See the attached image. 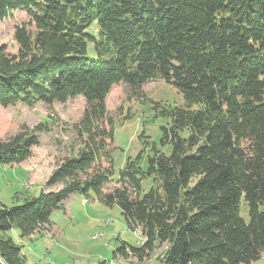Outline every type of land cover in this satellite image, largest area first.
<instances>
[{
  "label": "trees",
  "instance_id": "obj_1",
  "mask_svg": "<svg viewBox=\"0 0 264 264\" xmlns=\"http://www.w3.org/2000/svg\"><path fill=\"white\" fill-rule=\"evenodd\" d=\"M26 11L14 31L16 51L0 43V106L52 104L82 95L74 124L76 154L57 160L41 192L20 205L0 202V264H29L7 234L32 239L51 229V214L94 189L118 205L139 246L115 257L165 264H250L264 256V0H0V18ZM96 24V26H94ZM32 25L34 30L29 26ZM95 57L89 53V43ZM157 78L183 95L170 106L162 143L146 170L128 160L112 178L113 119L107 96ZM23 125L0 140V171L33 156L38 133ZM153 177L149 191L141 181ZM113 187H109L112 183ZM248 204L249 220L240 214Z\"/></svg>",
  "mask_w": 264,
  "mask_h": 264
},
{
  "label": "rangeland",
  "instance_id": "obj_2",
  "mask_svg": "<svg viewBox=\"0 0 264 264\" xmlns=\"http://www.w3.org/2000/svg\"><path fill=\"white\" fill-rule=\"evenodd\" d=\"M28 22L29 17L24 10H16L12 16L0 18V43L15 52V28L28 25ZM29 26L34 30L32 25ZM88 46L91 57H95L93 43ZM106 102L109 116L113 119V181L119 180L128 160H137L138 156L140 165L146 170L148 156L154 147L167 155L171 153L172 146L162 143V126L168 125L170 116L162 114L161 110L187 105L173 85L157 78L133 90L121 82L112 87ZM85 105L84 96L79 95L64 103L38 101L32 106L22 103L0 106V140L16 133L23 125L33 128L47 122V129L38 133L40 144L33 148V156L24 165L0 171V202L20 205L27 198L38 195L44 185L41 178L50 175L56 161L76 154L83 144L74 124L81 119ZM114 185L116 183L113 182L109 187ZM152 185L153 177L144 176L141 193L149 191ZM240 214L249 220V207L244 199L240 203ZM50 219L52 231H42L32 239L21 237L17 229L7 232L22 246V253L29 264H165L156 257L164 247L143 262L137 258L115 257V250L122 244L136 247L143 237L139 231L130 228L118 205L100 202L94 189L85 194L76 193L71 200L68 197L66 208L55 210ZM250 264H264V258Z\"/></svg>",
  "mask_w": 264,
  "mask_h": 264
},
{
  "label": "crops",
  "instance_id": "obj_3",
  "mask_svg": "<svg viewBox=\"0 0 264 264\" xmlns=\"http://www.w3.org/2000/svg\"><path fill=\"white\" fill-rule=\"evenodd\" d=\"M26 162H27V161H26ZM24 163H25V162H23V163H21V164H19V165H24ZM19 165H14V166H9V167H15V166H19ZM6 168H7V167H6ZM6 168H5V169H6ZM30 175H31V174H30ZM31 176H32V175H31ZM47 178H48V176H47L45 179L41 178V180L46 181ZM37 180H40V179L37 178ZM44 181H43V182L41 181V183L44 184V183H45ZM34 183H36V182H34ZM74 196H75V195L70 196V200L73 199ZM66 200H67V199H66ZM66 200L63 201V207H62L63 209L66 208ZM15 231H17V230H15ZM50 231H52V227H51ZM17 232H18V231H17ZM18 233H19V232H18ZM47 233H48V231H47ZM45 235H46V234H45ZM46 236H47V235H46ZM154 256H156V255H154ZM156 257H157V256H156ZM262 258H264V256H263ZM149 259H150V258H149ZM157 259H158V258H157Z\"/></svg>",
  "mask_w": 264,
  "mask_h": 264
}]
</instances>
